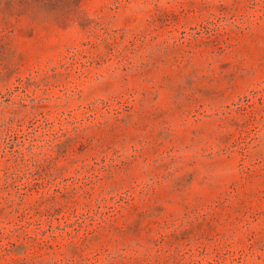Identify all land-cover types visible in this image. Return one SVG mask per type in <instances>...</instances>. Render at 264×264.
Masks as SVG:
<instances>
[{
    "label": "rangeland",
    "instance_id": "374dc122",
    "mask_svg": "<svg viewBox=\"0 0 264 264\" xmlns=\"http://www.w3.org/2000/svg\"><path fill=\"white\" fill-rule=\"evenodd\" d=\"M0 264H264V0H0Z\"/></svg>",
    "mask_w": 264,
    "mask_h": 264
}]
</instances>
